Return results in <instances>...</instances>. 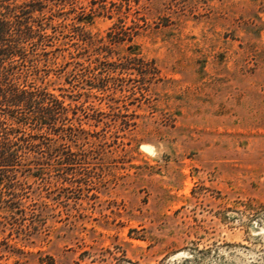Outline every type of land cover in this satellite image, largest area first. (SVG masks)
<instances>
[{
  "label": "rangeland",
  "instance_id": "374dc122",
  "mask_svg": "<svg viewBox=\"0 0 264 264\" xmlns=\"http://www.w3.org/2000/svg\"><path fill=\"white\" fill-rule=\"evenodd\" d=\"M63 3L61 166L18 167L0 264H264V0Z\"/></svg>",
  "mask_w": 264,
  "mask_h": 264
},
{
  "label": "trees",
  "instance_id": "16d2710c",
  "mask_svg": "<svg viewBox=\"0 0 264 264\" xmlns=\"http://www.w3.org/2000/svg\"><path fill=\"white\" fill-rule=\"evenodd\" d=\"M51 2L0 0L1 199L16 197L18 167L23 163L61 166V120H67L70 108L37 80Z\"/></svg>",
  "mask_w": 264,
  "mask_h": 264
}]
</instances>
